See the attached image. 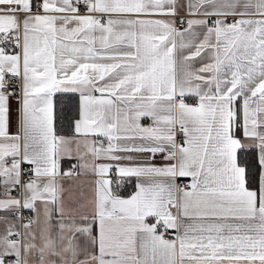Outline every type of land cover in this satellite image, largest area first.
<instances>
[{
  "label": "snow or ice",
  "instance_id": "1",
  "mask_svg": "<svg viewBox=\"0 0 264 264\" xmlns=\"http://www.w3.org/2000/svg\"><path fill=\"white\" fill-rule=\"evenodd\" d=\"M0 264H264V0H0Z\"/></svg>",
  "mask_w": 264,
  "mask_h": 264
},
{
  "label": "crops",
  "instance_id": "2",
  "mask_svg": "<svg viewBox=\"0 0 264 264\" xmlns=\"http://www.w3.org/2000/svg\"><path fill=\"white\" fill-rule=\"evenodd\" d=\"M81 179H86V178H83V177H82ZM129 190H130V188H129ZM86 191H87V189H86Z\"/></svg>",
  "mask_w": 264,
  "mask_h": 264
},
{
  "label": "trees",
  "instance_id": "3",
  "mask_svg": "<svg viewBox=\"0 0 264 264\" xmlns=\"http://www.w3.org/2000/svg\"><path fill=\"white\" fill-rule=\"evenodd\" d=\"M65 134H66V130H65Z\"/></svg>",
  "mask_w": 264,
  "mask_h": 264
}]
</instances>
